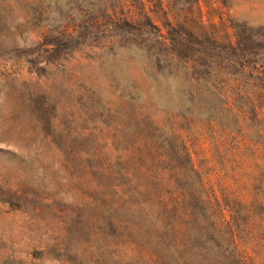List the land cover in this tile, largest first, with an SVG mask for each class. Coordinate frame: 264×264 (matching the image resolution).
Segmentation results:
<instances>
[{
    "label": "rangeland",
    "instance_id": "rangeland-1",
    "mask_svg": "<svg viewBox=\"0 0 264 264\" xmlns=\"http://www.w3.org/2000/svg\"><path fill=\"white\" fill-rule=\"evenodd\" d=\"M161 44L220 65L230 123L164 128L143 67ZM147 139L169 189L184 145L213 210L182 257L126 234L150 227L134 191L154 186ZM229 236L264 264V0H0V264H205L193 255H234Z\"/></svg>",
    "mask_w": 264,
    "mask_h": 264
},
{
    "label": "trees",
    "instance_id": "trees-1",
    "mask_svg": "<svg viewBox=\"0 0 264 264\" xmlns=\"http://www.w3.org/2000/svg\"><path fill=\"white\" fill-rule=\"evenodd\" d=\"M145 51L149 56H146L143 67L156 91L155 101L159 103L166 99V104L169 105L164 109L169 118L164 128H170V118L176 117L182 119L196 117L198 120L217 122L220 125H226V122L230 123L233 120V117L232 120L227 118L231 111L225 106L227 99L221 97L220 85L224 82L221 77L225 74L215 61L201 62L195 66L191 64L188 56L164 44ZM157 127L154 125V128ZM173 139L171 136L162 144ZM176 146L181 159L186 162V168L184 172L177 173L178 187L169 189L164 188L161 183L165 180L161 166L170 162L169 154L161 149L164 148L161 143L143 140L139 154L143 168L154 166L159 169L156 170V175L152 176V180L147 179L154 184L153 188H147L145 182L139 180L134 190L139 199L140 210L150 227L140 228L138 224L126 227L127 237L140 239L146 236L148 240L145 243L150 254L159 257L167 254L170 257L175 255L182 257L189 254L191 250L189 239L195 233L204 231L205 223L214 219L213 210L203 193L199 173L191 164L184 145L178 143ZM125 176L129 182L135 179L131 170L125 172ZM169 180H172L171 176L166 177V182ZM229 240L234 255L223 258L217 253L211 257L194 254V260L201 259L205 264H222L223 261L252 264L238 252L232 236H229Z\"/></svg>",
    "mask_w": 264,
    "mask_h": 264
}]
</instances>
